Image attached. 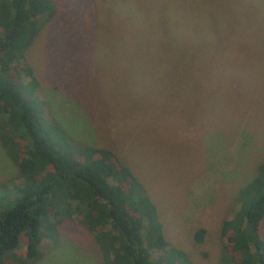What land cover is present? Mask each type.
Instances as JSON below:
<instances>
[{
	"label": "rangeland",
	"instance_id": "374dc122",
	"mask_svg": "<svg viewBox=\"0 0 264 264\" xmlns=\"http://www.w3.org/2000/svg\"><path fill=\"white\" fill-rule=\"evenodd\" d=\"M53 1L25 51L45 118L72 143L109 149L146 190L167 243L218 264L221 221L264 158V0ZM19 183L0 146V196ZM57 232L37 261L2 264H101L82 226L66 219ZM12 255L22 258L21 242Z\"/></svg>",
	"mask_w": 264,
	"mask_h": 264
},
{
	"label": "trees",
	"instance_id": "16d2710c",
	"mask_svg": "<svg viewBox=\"0 0 264 264\" xmlns=\"http://www.w3.org/2000/svg\"><path fill=\"white\" fill-rule=\"evenodd\" d=\"M55 9L53 0H0V146L20 179L0 196V264L37 261L42 237L55 242L66 219L91 235L101 264H192L167 243L154 203L124 163L107 148L70 142L45 118L25 51ZM234 201L219 227L218 264H264V158ZM192 238L199 243L203 229Z\"/></svg>",
	"mask_w": 264,
	"mask_h": 264
}]
</instances>
